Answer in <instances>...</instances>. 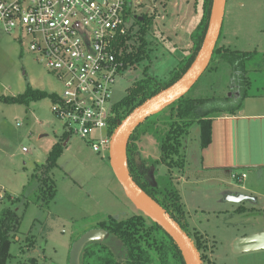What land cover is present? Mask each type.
<instances>
[{
  "label": "rangeland",
  "instance_id": "obj_1",
  "mask_svg": "<svg viewBox=\"0 0 264 264\" xmlns=\"http://www.w3.org/2000/svg\"><path fill=\"white\" fill-rule=\"evenodd\" d=\"M130 1L134 7L133 23L135 16L142 20L146 16L154 18L155 26L147 36L150 58L136 67L129 66L117 78L111 92L114 103L123 100L128 89L144 78L147 66L149 74L166 80L179 62L191 53L189 31L198 27L203 16V0ZM223 23L219 48L257 53L252 61L257 62L260 70L251 68L248 72L251 82L248 93L263 95L264 0H226ZM133 40L131 37V43ZM190 46V50L186 49ZM122 49L125 53L124 46ZM127 49L131 51L133 47ZM253 63L248 65L253 67ZM214 65L217 68L202 76L188 95L214 99L211 107L222 108L227 100L238 101L241 81L226 62L216 60ZM30 88L52 94V91H60L62 86L37 61V56L15 39V34L9 35L0 27V96L13 98ZM52 99L35 101L30 107L0 101V191L6 197L3 206H12L22 221L15 238L17 243L11 248L12 264H31L33 260L35 264H69L73 243L80 235L112 217L127 220L140 212L113 172L110 146L96 152L92 144L74 135L69 138V145L51 174L57 186L53 203L46 207L35 201V195L43 186L40 169L47 163L55 142L63 144L65 141L63 123L51 111ZM171 111L172 108H168L162 116H170ZM159 117L152 120L158 121L159 129L164 131L168 127ZM36 119L43 125L41 122L36 125ZM104 134L105 131L95 132L92 136ZM200 135V125H193L186 140L185 182L176 181V184L185 199L191 232L203 236L204 247L198 252L201 262L264 264V250L235 253V241L241 237L233 240L236 235L247 237L252 231L259 232L264 228V199L260 198L258 211L235 212L240 205L247 207L251 203L248 200L242 204L234 203L228 196H223L221 191L224 189L241 188L228 173L224 177L231 184L223 185L209 176L203 180V174L199 173L202 163ZM137 144L142 159L149 165L159 159L160 141L156 135L142 134ZM34 175L36 178L32 179ZM173 175L182 174L174 170ZM177 177L174 178L178 180ZM255 179L251 176L245 185L255 183Z\"/></svg>",
  "mask_w": 264,
  "mask_h": 264
},
{
  "label": "trees",
  "instance_id": "obj_2",
  "mask_svg": "<svg viewBox=\"0 0 264 264\" xmlns=\"http://www.w3.org/2000/svg\"><path fill=\"white\" fill-rule=\"evenodd\" d=\"M212 3L213 0H203L201 22L190 37L193 43L191 53L179 62L180 64L166 80L149 74V67H145L144 78L136 81L128 89L127 96L115 104V118L111 132H114L132 112L167 91L186 75L204 44L213 7ZM154 26V18L146 16L142 20L135 16V22L121 44L125 49L123 60L126 70L129 69V66L136 67L150 58L147 36L152 32ZM131 37H134L133 43L130 41ZM129 47H133V49L128 51ZM256 55V52H241L229 48L221 50L218 43L204 75L217 68L214 61L226 62L234 73L240 76L241 83L239 84L243 89L241 97L243 100L248 97V89L251 84L248 72L251 71V68L260 70L256 65L257 62L253 63L252 61ZM250 62L253 63V67L248 65ZM55 97L54 93L30 88L25 93L13 98L0 96V101L11 105L22 104L30 107L35 101L45 98L55 99ZM213 101L216 100L195 98L188 95L187 92L184 97L167 107V109L172 108L170 116H162V113L167 109L157 114L160 115L159 119H163L161 120L164 122L162 124H166L168 127L166 130L159 129L158 121L152 120L157 115L151 116L130 134L126 147L127 169L130 178L148 198H152L169 217H172L181 230L192 239L198 252L204 247L203 236L190 230L183 197H181L173 171L178 170L183 174L186 169V140L193 125L199 124L201 127V149L205 150L212 143L213 119L220 117V114L225 112L234 114L242 106L239 104L233 107L230 105V100H227L224 107L212 108L211 102ZM161 132L164 133L161 134ZM142 134L156 135L157 140L160 141L159 160L151 161L150 165L142 159L137 144ZM64 149V145L57 142L49 152L47 163L40 169L43 176L40 181L43 182V186L35 195V201L46 207L53 203L57 194L56 181L51 178V174L58 167L57 161ZM136 157H139L141 163H138ZM162 166L166 168L165 174L159 173V167ZM244 210L241 207L237 211L243 213ZM21 222L17 210L12 206L4 207L2 204L0 208V264H12L14 256L11 253V248L14 243H17L15 238L20 231ZM96 228L105 231L106 237L104 240L91 242L84 248L80 256V264H187L185 256L173 237L141 212L127 220L112 217L100 222ZM35 263L36 261L33 260L31 264Z\"/></svg>",
  "mask_w": 264,
  "mask_h": 264
},
{
  "label": "built area",
  "instance_id": "obj_3",
  "mask_svg": "<svg viewBox=\"0 0 264 264\" xmlns=\"http://www.w3.org/2000/svg\"><path fill=\"white\" fill-rule=\"evenodd\" d=\"M133 16L130 0H0V27L62 86L52 91L51 111L63 123L65 141L77 136L96 152L111 146V92L126 72L121 44ZM232 177L244 182L247 176ZM5 198L0 191V207Z\"/></svg>",
  "mask_w": 264,
  "mask_h": 264
},
{
  "label": "water",
  "instance_id": "obj_4",
  "mask_svg": "<svg viewBox=\"0 0 264 264\" xmlns=\"http://www.w3.org/2000/svg\"><path fill=\"white\" fill-rule=\"evenodd\" d=\"M213 7L209 19V27L207 33L204 37L203 46L194 60L193 65L187 71L186 75L178 81L177 84L182 85L172 92L168 93L165 98L148 101L147 104L141 106L134 112H132L122 124L114 131L111 138L110 146V161L112 165L113 172L122 184L129 199H132L137 209L147 218L157 223L163 230L172 236L179 248L181 249L183 255L185 256L187 264H202L201 257L198 255V251L192 241L180 228V226L169 217L162 208L152 199L148 198L140 188L135 184L133 179L130 178L127 171V175L123 171L121 160L118 154L119 146L124 138L126 141L130 134L142 125L146 120L154 115H157L167 109V107L175 103L180 98L184 97L187 92H189L204 75L207 67L210 64V59L212 58L214 51L217 47V42L219 40L222 28L223 20L225 17L226 0H213ZM173 87V86H172ZM171 87V88H172ZM170 89V88H169ZM167 89V90H169ZM167 92V91H165ZM128 141L126 143L127 147ZM138 163H141L139 157L136 158ZM228 200L235 203H243L247 201L250 196L246 195H227ZM106 237V232L99 228H93L84 234H82L73 244L70 251V263L69 264H80L81 254L84 248L96 240H104ZM264 250V231L259 233H252L247 237L238 238L234 244V252H248Z\"/></svg>",
  "mask_w": 264,
  "mask_h": 264
},
{
  "label": "crops",
  "instance_id": "obj_5",
  "mask_svg": "<svg viewBox=\"0 0 264 264\" xmlns=\"http://www.w3.org/2000/svg\"><path fill=\"white\" fill-rule=\"evenodd\" d=\"M189 32L188 36L191 37L193 31L190 30ZM192 46L186 49L190 50ZM240 92L237 98L238 101L235 103L230 102V105L234 107L241 104V108L234 114L225 112L224 116L220 114V117L213 119L212 143L207 149H201L202 163L201 172L199 173L203 174V180H206L209 176L210 179L223 185L231 184L226 182L224 177L227 173L231 177L233 174L238 176L244 174L247 176L244 182L237 180L241 188L234 186L233 190L227 188L221 192L225 197L239 194L251 197L248 199V202L251 203L250 206L240 205L235 209V212L241 207L246 210L258 211L260 198L264 199V94H248V97L241 100L243 89ZM63 145L67 147L69 145L68 140L64 141ZM163 167H159L160 174L166 173V170L162 169ZM185 175L186 171L181 176L177 177L175 175L174 177L178 178V183H184ZM251 176L256 177L255 183L245 185ZM186 182L189 183V180H186ZM181 197H183L182 194ZM183 202L186 208L184 197ZM262 230L259 232H262ZM259 232L252 231L251 233ZM237 237L242 236L236 235L233 240Z\"/></svg>",
  "mask_w": 264,
  "mask_h": 264
},
{
  "label": "bare ground",
  "instance_id": "obj_6",
  "mask_svg": "<svg viewBox=\"0 0 264 264\" xmlns=\"http://www.w3.org/2000/svg\"><path fill=\"white\" fill-rule=\"evenodd\" d=\"M183 82H181L180 84L176 85V86H173L172 88H170L169 90H167V92H164L163 94H161L160 96H158L155 100H159V99H162V98H165L168 93H172L174 91H176L180 85H182ZM126 138H124L119 146V149H118V154H119V157H120V160H121V165H122V168H123V171L125 172V175H127V160H126Z\"/></svg>",
  "mask_w": 264,
  "mask_h": 264
}]
</instances>
